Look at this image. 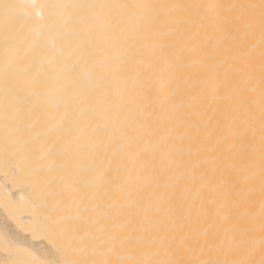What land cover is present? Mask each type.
<instances>
[{"label":"bare ground","instance_id":"6f19581e","mask_svg":"<svg viewBox=\"0 0 264 264\" xmlns=\"http://www.w3.org/2000/svg\"><path fill=\"white\" fill-rule=\"evenodd\" d=\"M5 3L0 264H264L260 0Z\"/></svg>","mask_w":264,"mask_h":264},{"label":"snow or ice","instance_id":"6c2138e0","mask_svg":"<svg viewBox=\"0 0 264 264\" xmlns=\"http://www.w3.org/2000/svg\"><path fill=\"white\" fill-rule=\"evenodd\" d=\"M0 7H2L4 9L5 19L7 20V19L11 18L12 10H14V9H16V8H18L20 6L19 5H15V4L5 3V4L0 5ZM33 7H35V5H33ZM259 7H260V10H261L262 43H264V0H260ZM262 115H264V110H262ZM35 227H39V225H37ZM56 239L57 238H56L55 234H53L54 242H55ZM16 264H39V262L35 261V260H32V259H26V260H19V261L16 262ZM74 264H88V262L87 261H83V262L77 261V262H74Z\"/></svg>","mask_w":264,"mask_h":264}]
</instances>
